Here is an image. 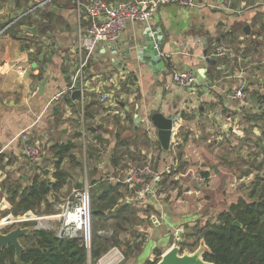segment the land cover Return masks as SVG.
I'll return each mask as SVG.
<instances>
[{"label": "crops", "instance_id": "1", "mask_svg": "<svg viewBox=\"0 0 264 264\" xmlns=\"http://www.w3.org/2000/svg\"><path fill=\"white\" fill-rule=\"evenodd\" d=\"M44 1L46 0H9L5 3L0 0V31L6 25V19L11 20L27 11V15L14 25L18 28L17 32L8 29L0 35V157L6 159V155H13L18 156L20 161L23 160V140L19 136L23 131L35 139L39 133L49 145L52 143V151L56 144L64 142H74L77 145L75 149H78L80 144L76 140L82 139V146L89 159L92 160V157L96 156L102 164L113 157L117 144L133 151H127L125 157L135 156L140 151L145 154V145L142 144L138 148L133 139L146 140L148 148L153 142L164 153L157 129L147 122L152 112L162 109L165 114L181 113L180 123L174 130L173 138L175 139L179 130L182 134L176 137L175 144L173 141L171 144L185 147L184 154L180 159H176L177 162H225L231 166L222 165L224 176L234 179L246 176L264 177L253 167H243L245 161L250 158L264 157V42L255 40L254 33L257 26L260 27L257 22L264 20V0H196L195 6L191 8L170 3L161 6L154 18L148 22L126 21L119 39L118 51L115 52L114 47L104 48V45L96 50L84 71L83 97L71 104L67 98L71 96L73 89H68L67 84L77 69L79 36L87 34V22L78 18L74 0H50L44 6L38 7ZM109 1L116 4L130 0ZM192 8L195 9L190 10ZM248 24L251 26L249 37L243 30ZM26 25H39V34L33 37L22 32L20 27ZM151 25L154 26V31L161 28L164 34L160 55L165 60L166 67L158 74L151 71L145 63L131 65V59L123 55L134 40ZM43 28L46 29L45 32H42ZM196 37L204 40L202 44L194 41ZM221 45L229 46L235 52H242L244 63L246 61V65L251 66L246 72L247 76L245 74L249 90L244 100L231 97L233 88L241 83L234 62L228 57H223L219 58L222 59L220 64L211 66V63L206 61L205 51L208 50L209 55ZM37 46H42V59H38L39 56H29L30 49ZM48 50L51 51L47 52ZM254 55L259 56L258 62L252 60ZM189 68L194 69L198 73L197 78L201 77L204 83L189 90L173 84V69ZM21 69L24 70L23 74L19 73ZM234 77L237 78V83L232 85L230 79ZM204 90L210 106L201 105L200 112L203 118H207V125H204L205 135L209 133L210 125L216 131V153L197 147L196 144L203 146L204 140L206 141L204 135L200 137L202 129L197 127V121L189 124L186 118L182 120V113H195L198 103L195 100L199 96L203 98L200 93ZM103 92L112 93L117 104L102 102L100 96ZM230 99L238 104L233 105ZM189 100L195 102L189 105ZM121 109L127 112L126 117L117 113ZM193 127L194 133L189 134L188 131L193 130ZM120 133L131 135L132 143L126 142V137ZM50 134L55 139L51 138ZM207 141L210 139L207 138ZM103 145L112 150L105 154L104 149L100 150ZM191 147L195 148L200 158L192 154L189 149ZM257 147L260 153H257ZM245 148L254 152L246 156ZM226 149H230V152H224ZM115 157L112 164L117 163ZM120 158L122 159V156ZM167 161L168 156L161 155L160 164L165 163L162 173H172L181 179L193 172L192 168L185 172H172ZM97 167L102 169L99 165ZM205 169L210 170L209 166ZM173 171H176V168ZM220 171L221 169L218 172ZM219 173L210 174V178H218ZM97 178L94 176V179ZM110 179L113 181V177ZM117 181L123 182L120 179ZM160 181L154 186L155 191L152 194L143 197H120V202L136 208L138 214L135 216L134 225L140 229L137 235L143 246L153 240L158 244L161 234L157 222L158 211L163 213L167 208L181 215L198 213L195 209L196 202L184 200L187 196L172 203L161 200L164 194L160 190ZM115 184L113 182V185ZM121 187L120 185V192ZM187 191L191 192L189 189ZM206 204L199 203L200 207ZM126 212L127 214L123 215L125 218L129 216V212ZM194 221L190 220L187 224H193ZM126 225L129 226L128 221ZM184 227L173 226L171 230L178 232L179 236ZM175 242L173 238L169 244L158 249L165 252L171 245L176 244ZM115 248L116 250L113 249L107 256L109 261L105 264L120 263L122 257L119 255V248ZM158 249L151 252L149 260H154ZM101 264H104V260ZM121 264H137L135 254L128 256L126 262Z\"/></svg>", "mask_w": 264, "mask_h": 264}, {"label": "rangeland", "instance_id": "2", "mask_svg": "<svg viewBox=\"0 0 264 264\" xmlns=\"http://www.w3.org/2000/svg\"><path fill=\"white\" fill-rule=\"evenodd\" d=\"M195 8H192L190 10H194ZM257 23H259L260 27L257 26V29H255V40H262L264 42V20H259ZM263 23V25H261ZM62 24V23H61ZM53 25V24H52ZM51 25V26H52ZM50 26V27H51ZM11 32H13V29H10ZM253 61H259V56L254 55ZM215 59V58H214ZM251 60V61H252ZM257 61V62H258ZM251 68L246 66V72ZM247 76V74H246ZM232 82V85L234 83H237V78H231L230 79ZM204 82L202 81L201 77L197 78V84H203ZM196 87V86H195ZM235 87V86H234ZM198 88V87H197ZM230 90L232 89V86L229 88ZM234 89V88H233ZM249 90V89H248ZM253 90V89H252ZM208 92V91H207ZM203 98L200 96L198 99L195 101L198 102L196 105V110L195 113L188 111L185 113L186 121L190 124V122H198L197 127L201 131L200 137L205 136L206 141L204 140V145L203 146H198L197 147H202L205 150L212 151L216 153L217 149L215 146V143L217 142L216 140V131L215 129L210 125V131L205 135V130L206 127L204 125H207L206 117L203 118V115L200 112V106H210L209 103L207 102L208 96L207 93L202 92L200 93ZM190 101V100H189ZM187 101V103L190 105L194 103L195 101L191 100L190 102ZM230 102L234 104H238L236 101L233 99H230ZM257 103V102H256ZM264 105L262 106V108ZM215 112V109H213ZM212 119H210L211 121ZM75 122V121H74ZM210 123V122H209ZM214 124V123H213ZM203 125V127H200ZM78 128L80 129L81 126L78 123ZM194 128V127H193ZM121 131V129H119ZM195 128L191 131H188L189 134L194 133ZM122 132V131H121ZM198 133V131H196ZM121 135L126 137V142H130L132 138L131 135H125V133H120ZM182 134V131L179 130L177 132V136H180ZM29 136V135H28ZM122 136V137H123ZM156 136V135H154ZM50 137L52 135L50 134ZM173 138V144L174 140ZM42 136H38L37 138H33L29 136V141L32 143H37L41 144V148L43 150L42 156L36 160V161H30L28 157L22 156L23 160L20 161V158L18 156L13 155H6V159L0 157V224H3L4 222H7L6 218L7 216H10V220H14V218H17L18 215L13 214L12 212L8 213L7 215L3 216L1 214L2 210L9 209L11 208L10 205L5 201L6 199H9L10 194L8 190L11 187H16L20 188L23 190L25 187H28L34 176L39 175L41 180L45 181H54V174H55V162L57 157L55 156L56 154L52 151V143L49 145L46 141L45 138L42 140ZM187 138H189V135L187 134ZM207 138L210 139V141H207ZM37 139H41L37 140ZM55 139V138H53ZM198 140V139H196ZM195 140V141H196ZM135 142V145L140 148V146L143 144L145 145V151L146 153L143 154L142 151L140 153H137V155L132 156L129 155L128 157H125V154L127 151L133 152L129 147L125 146H120L117 144L114 148V153L113 157L109 158L107 163H100V159L96 158V156L92 157V160L89 159L88 154L86 153V150L82 146L83 140H76L78 144H80L78 149H75V154H76V160L71 161L69 159H65L62 163V167L64 170H67L70 172V175L72 176L73 179L69 180V182L58 191V193H49L47 195V199L42 202L41 206V213H36L32 210H30L32 213L28 217V219L31 218H44L47 217V219L42 220V228L44 229H52V230H57L58 227L60 226L61 223V217L60 214L63 211L62 205L65 203L68 197H73L75 193L76 184L79 182L84 183V188L89 189L90 195L91 193L95 192L97 189L96 186H92L94 176L98 177L97 180H103L104 182L107 183H112L115 182L116 184H119L117 179H120L124 181L126 176L128 175L129 171L136 166H140L142 164H146L150 162L151 166L155 171H157V168H159V174L161 176V187L160 190L163 192V197L161 200H164L165 202L172 203L175 202L176 200L180 199V197H185L187 196L184 200H191L195 204V209L197 210V214H189V215H181L176 212H171L167 208L164 209V212L158 211L159 219L157 220L158 226H160L159 231H160V237L158 244H155V240L149 242L147 245L143 246L142 245V240L139 238L138 239V233L140 232L139 227L136 225L132 226H127L126 225V220L123 219V222L125 224L123 227L117 228L118 234L120 236L116 237L121 243L118 245L119 252H120V257H122L120 263L126 262L127 258L125 259V256L123 254L124 252V247H126V242H129L130 246L135 248V256H136V263L137 264H146L147 261L150 258L151 252L154 249H158V247H163L171 242V240L174 238L175 243L179 246H181L182 251L186 252H194L195 250L199 249L201 247V241L202 239L199 238L200 236V229H202L206 223L208 222H215L217 221V218L219 216V213L222 212V210L227 209L232 203H236L240 198H245L247 200H251V195L252 193L255 194L257 197L259 192L264 188V177H247L246 178H240L237 177L234 179V177L231 176H224V169L222 168V165L226 166H231V164L225 163V162H213V161H207V162H199L196 161L194 163L189 162H182L181 160L179 162L176 161V159H180V156L184 154V149L185 147H181V145H171L170 149L168 151L162 152V150H159L158 145L152 142L153 145H151L148 148V143L146 140L141 139H133ZM132 143V141L130 142ZM206 143V144H205ZM259 147H257V153H260L258 150ZM105 152V154H108L112 148H108L106 146H102L100 150ZM192 151V154L194 156L199 157L198 152L195 150L194 147L189 148ZM246 149V148H245ZM199 150V149H198ZM230 152L229 150H224V152ZM220 152L222 150L220 149ZM254 151H248V148L244 150V155L248 156L252 154ZM163 153V154H162ZM134 154V153H133ZM161 155L162 157L168 156L169 161H167V164L170 165L171 171L177 173L179 172H185L188 168H192L193 172H191V175H189L186 178L178 179L176 176H173L172 173L169 175L168 173H162L163 170H165V163L160 164L161 160ZM117 156V157H115ZM122 156V159L120 158ZM115 157V160H117L116 167L114 164H112V159ZM55 158V159H54ZM264 157H260L259 159H252L246 160L243 167H253L256 172H259L258 174H262L264 176ZM29 163V164H28ZM224 163V164H223ZM101 166L98 169L97 166ZM191 166V167H190ZM207 166H209L210 170L205 169ZM262 167V168H261ZM174 168H176V171H173ZM216 170H214V169ZM221 169L220 173L218 172ZM47 170V173H46ZM97 171V172H96ZM205 172H208V180L204 185L200 187V185L196 182L194 179L195 175L199 174H205ZM97 173V174H96ZM193 173V175H192ZM215 173H219L218 178H210V174L212 175ZM261 175V176H262ZM113 177V181L110 179ZM152 180V179H151ZM121 184V195L120 197L128 195L130 196H135L136 195V190L138 187H140V184H137L133 187H130L128 184L122 182ZM4 186V188H2ZM185 189V190H183ZM191 190V192H188L187 190ZM183 190V191H182ZM212 190H215L216 192L213 193ZM183 199V198H182ZM256 199V198H255ZM120 201V199H119ZM163 202V201H162ZM207 203L205 206L200 207L199 203ZM50 203L52 204L50 208V212L44 213L46 210L47 204ZM122 203V202H121ZM91 205L93 207L94 202H93V197L91 195ZM199 208V209H198ZM118 209V208H117ZM135 211L131 212L133 217H135L138 213L136 211V208H134ZM124 214H127V212H124ZM51 216V217H50ZM190 220H195V223L187 224L188 221ZM138 222V220H137ZM37 221L36 220H29L27 222L19 223V222H12V223H7L3 224V231H8L18 225L21 226H34L36 225ZM112 225V223H110ZM178 225H184V230L183 233L179 236L178 232H175V230H171V227H176ZM94 229V216L92 215V232ZM143 232V231H142ZM192 233V236H189V234ZM99 234L103 237L104 243L107 245L112 244V239H113V234H114V229L112 226H108L107 228H103ZM22 242L24 241V237L21 238ZM30 241V238L28 239V242ZM135 244H140V245H135ZM113 249L116 250L115 247H110L109 251L105 253L100 260L96 264H101V261L104 260V264L107 263L109 260H107V256L110 255L113 251ZM89 252V251H88ZM160 256L157 254L156 257L154 258L155 260H158ZM153 261V260H152ZM88 264H93L92 260L88 259Z\"/></svg>", "mask_w": 264, "mask_h": 264}, {"label": "trees", "instance_id": "3", "mask_svg": "<svg viewBox=\"0 0 264 264\" xmlns=\"http://www.w3.org/2000/svg\"><path fill=\"white\" fill-rule=\"evenodd\" d=\"M41 53L42 49L37 46L36 52L30 56L37 58ZM217 60H219L218 62L222 61V59ZM211 66L215 65L211 64ZM38 75L41 76V73ZM184 115L185 113H182V120ZM76 146L74 142L56 144L53 147V152L57 157L55 180L45 181L41 180L39 175H35L31 184L23 190L11 187L8 190L10 197L5 200L11 208L2 210L1 214L5 216L12 212L15 215H20L30 210L41 213L42 202L47 199V195L51 192L58 193L69 180L73 179L70 172L64 170L62 163L66 158L71 161L77 159L74 153ZM116 164L114 165L116 166ZM204 175L208 176L209 173L205 172ZM120 183L113 185L95 179L91 185V187H97L95 192L91 193L94 202L92 207L94 229L90 248L93 264H96L109 251L110 247H118L121 243L116 238L119 236L116 227H123L125 224L123 219L128 221L129 226L136 222L131 213L135 211L134 207L119 201ZM51 206L52 204L48 203L44 213L50 212ZM126 211L129 212L127 218L123 216ZM235 220L240 221L242 226L235 225ZM108 226H112L114 229L111 245L105 244L103 237L99 234L103 228ZM189 236H192V233ZM199 238L204 239L209 246L210 250L204 253V258L207 261L216 264H264V188L257 197L252 193L251 200L240 198L236 203H232L227 209L220 212L217 221L208 222L200 229ZM23 244L25 250L20 253L18 258L15 256L13 246L4 248L0 252V264H88L89 252L86 245L75 238H59L56 230L44 228L34 230L24 236ZM124 248L126 249L123 254L126 258L136 253L134 244L131 247L129 242H126ZM162 253L161 249L157 250L159 256ZM157 261L148 260L146 264H155Z\"/></svg>", "mask_w": 264, "mask_h": 264}, {"label": "built area", "instance_id": "4", "mask_svg": "<svg viewBox=\"0 0 264 264\" xmlns=\"http://www.w3.org/2000/svg\"><path fill=\"white\" fill-rule=\"evenodd\" d=\"M50 0H46L38 5L44 6ZM77 8L78 18L87 22V34L79 36L78 44V65L76 71L71 75V81L75 88L80 85L83 89L84 71L88 66L89 61L94 56L96 50L104 45V48L112 47L116 41H119L121 34L125 28L126 21H142L148 22L153 19L161 6L176 3L184 8L195 6L196 0H130L126 2L111 3L109 0H74ZM27 15V11L19 16L11 19L8 24L0 31V35L6 30L18 23L21 18ZM202 38L196 43H201ZM200 41V42H199ZM210 58L228 57L237 66V77L241 83L234 88L231 97L233 99L244 100L247 97L248 86L245 79L246 61L242 52H235L232 48L226 45L217 46L213 52L207 55ZM20 74L24 70L19 71ZM198 73L194 69H173L171 80L173 84L184 89H192L197 85ZM59 95L56 96L58 99ZM83 97V95L81 96ZM84 99V98H83ZM102 102L109 101L117 104L116 98L110 92H103L100 96ZM83 102V100H82ZM84 112V111H83ZM122 117H126L127 112L124 109L117 111ZM23 140V151L25 156L30 161L38 160L43 150L41 144L32 143L26 131L19 135ZM152 179V180H151ZM194 179L200 185H204L208 180V176L199 174L195 175ZM161 176L155 171L150 162L140 166L133 167L124 183L133 187L140 184L136 190V195L139 197L152 194L154 186L159 183ZM63 211L60 214L61 223L56 230L59 238H75L82 241L88 249L91 248L92 242V205L89 189H75L73 197H68L62 205ZM27 213V212H26ZM26 213L18 215L12 222H27ZM11 222V223H12Z\"/></svg>", "mask_w": 264, "mask_h": 264}, {"label": "water", "instance_id": "5", "mask_svg": "<svg viewBox=\"0 0 264 264\" xmlns=\"http://www.w3.org/2000/svg\"><path fill=\"white\" fill-rule=\"evenodd\" d=\"M9 0H3V2H8ZM10 20L6 19L4 23L8 24ZM16 25V24H14ZM12 26L9 29L13 28V31L17 32L18 28L17 26ZM154 26L147 27L144 30V33L136 38L132 44L131 47H128L126 50L125 55L126 57L131 59V65L136 66L139 64V62L145 63L151 71L158 74L160 73L165 67V60L160 55V50L163 44V38L164 34L161 28L154 31ZM20 30L24 33H29L33 36H37L39 34V25H33V26H22L20 27ZM244 32L249 37L251 34V26L248 24L244 27ZM46 29L43 28L42 32H45ZM201 39V37L194 38V41H198ZM27 40V38H26ZM204 41L203 39L201 40ZM120 41H116L115 44L112 45L111 49L113 48L115 52L118 51L119 46L118 43ZM200 42V41H199ZM198 43V44H202ZM27 44V43H26ZM207 45V42L204 43V46ZM38 48H42V46H38ZM51 50H48L47 52H50ZM36 52V48H31L29 51V56L31 54H34ZM208 50L205 51L204 56L206 58V61L211 64H220L217 59L210 58L207 56ZM39 58H43L44 54H39ZM135 59L136 61H133ZM68 89H73V92L71 96L67 98L68 102L71 104L73 102L78 101L81 96L83 95V89L82 88H75V85H73V82L70 81L67 84ZM181 113L179 114H165L162 109L156 110L155 112H152L148 116L147 122L154 128L157 129V135L159 138V141L163 147L164 150L168 151L170 149V146L172 144V139L174 135V130L176 126L180 123ZM140 120V119H139ZM47 173V170H46ZM76 188L78 189H84V183L79 182L76 184ZM118 206H116L117 209ZM32 212L28 211L26 213L27 218L30 216ZM10 216L5 217L7 222L10 221ZM35 220V219H32ZM36 225L34 226H21L18 225L8 231H3V224H0V252L9 246H13L15 249V256L16 258L19 257L20 253L25 250V246L21 240L22 237L29 234L30 232H33L34 230L41 229L42 226L40 225L39 220H37ZM234 224L241 227L242 223L238 220L234 221ZM209 246L205 242L204 239L201 241V247L194 252H186L182 251L181 246L177 244L171 245L169 249H167L165 252L162 253L160 258L155 264H216L211 261H207L204 258V253L208 252ZM89 251V260L91 259V250Z\"/></svg>", "mask_w": 264, "mask_h": 264}, {"label": "bare ground", "instance_id": "6", "mask_svg": "<svg viewBox=\"0 0 264 264\" xmlns=\"http://www.w3.org/2000/svg\"><path fill=\"white\" fill-rule=\"evenodd\" d=\"M51 217V216H50ZM48 218V216L47 217H44V218H41V217H38V218H31L30 220H32V219H37V220H39V222H40V225L42 226V225H44L43 223H42V220H45V219H47ZM28 219V218H27ZM13 220H10L9 221V223H11ZM8 222H4L3 224H7Z\"/></svg>", "mask_w": 264, "mask_h": 264}]
</instances>
